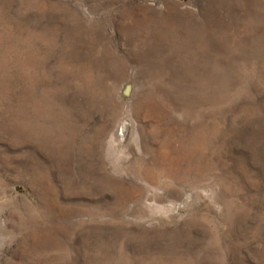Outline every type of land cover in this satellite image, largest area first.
Masks as SVG:
<instances>
[{"label": "rangeland", "instance_id": "rangeland-1", "mask_svg": "<svg viewBox=\"0 0 264 264\" xmlns=\"http://www.w3.org/2000/svg\"><path fill=\"white\" fill-rule=\"evenodd\" d=\"M0 264H264V0H0Z\"/></svg>", "mask_w": 264, "mask_h": 264}]
</instances>
